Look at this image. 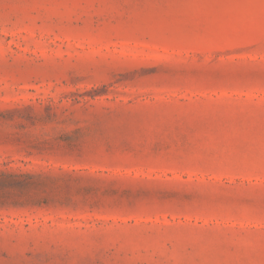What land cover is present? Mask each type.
<instances>
[{"label": "rangeland", "instance_id": "1", "mask_svg": "<svg viewBox=\"0 0 264 264\" xmlns=\"http://www.w3.org/2000/svg\"><path fill=\"white\" fill-rule=\"evenodd\" d=\"M0 264H264V0H0Z\"/></svg>", "mask_w": 264, "mask_h": 264}]
</instances>
